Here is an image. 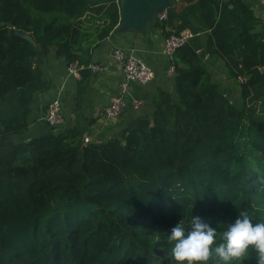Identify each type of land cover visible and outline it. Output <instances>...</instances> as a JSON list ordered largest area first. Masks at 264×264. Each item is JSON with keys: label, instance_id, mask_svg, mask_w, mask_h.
Listing matches in <instances>:
<instances>
[{"label": "trees", "instance_id": "trees-1", "mask_svg": "<svg viewBox=\"0 0 264 264\" xmlns=\"http://www.w3.org/2000/svg\"><path fill=\"white\" fill-rule=\"evenodd\" d=\"M120 2L0 0V264H178L168 236L182 219L187 233L199 216L218 243L239 211L264 222V19L250 0H180L157 17L151 29L166 37L193 36L167 59L172 88L154 81L140 111L117 117V131L42 118L48 131L15 138L52 85L40 57L78 60L82 95L91 49L116 35ZM215 61L245 78L239 99L214 78ZM256 258L250 249L243 264Z\"/></svg>", "mask_w": 264, "mask_h": 264}, {"label": "crops", "instance_id": "crops-1", "mask_svg": "<svg viewBox=\"0 0 264 264\" xmlns=\"http://www.w3.org/2000/svg\"><path fill=\"white\" fill-rule=\"evenodd\" d=\"M250 3L255 13L264 19V0H250ZM165 38L161 29H151V25L145 36L135 31L109 36L100 47L91 49L93 63L102 65L103 70L93 71L94 75L85 92L80 96H78V78L68 73L67 64L57 57L54 51L43 54L40 57L41 66L45 75L52 81V85L40 94L39 104L33 108L30 115L29 128L23 134L16 135L15 138L17 140L30 138L49 130L42 118L48 103L57 95H60L62 99L66 120H69L71 116L76 117L80 113L84 118H89L92 134L98 135L106 130L108 118L104 116L103 110L110 98L118 92L123 74L121 65L113 57V50L117 47L130 50L156 70L157 75L150 82L145 84L133 82L129 85L128 89L131 95L145 99L149 98L154 81L161 79L162 84L165 83L167 66V58L163 51ZM74 98H78V101L75 102ZM128 107H132L130 96L128 97Z\"/></svg>", "mask_w": 264, "mask_h": 264}, {"label": "clouds", "instance_id": "clouds-1", "mask_svg": "<svg viewBox=\"0 0 264 264\" xmlns=\"http://www.w3.org/2000/svg\"><path fill=\"white\" fill-rule=\"evenodd\" d=\"M260 191H264V179L260 180ZM218 231L199 216H192L190 230L185 231L183 219L179 221L168 236L175 242L171 250L172 258L178 264H207L213 257L217 264H243L249 250L257 253L256 264H264V222L253 224L244 211L234 223L228 224L217 242Z\"/></svg>", "mask_w": 264, "mask_h": 264}, {"label": "built area", "instance_id": "built-area-1", "mask_svg": "<svg viewBox=\"0 0 264 264\" xmlns=\"http://www.w3.org/2000/svg\"><path fill=\"white\" fill-rule=\"evenodd\" d=\"M180 0H175L179 2ZM168 16L167 9L158 14L159 19H166ZM193 34L190 30H183L181 33H172L165 38L163 44V51L167 59L171 60L174 51L184 45ZM114 59L121 65L123 74L119 83V90L114 94L108 104L104 107L103 114L108 119L119 117L125 109L128 107V97H131V104L134 108H140L144 105L145 100L139 96H133L130 94L129 85L133 82L148 83L156 77V70L147 64L143 59L136 56L130 50L123 47H117L113 50ZM93 71L103 70V66L98 63H91L89 66ZM83 65L78 60H74L67 66L68 73L76 78H80L81 69ZM264 70V66L262 67ZM168 76H172L175 73V65L173 62H169L166 66ZM242 81L245 78L239 77ZM227 96V93H224ZM50 125L53 127H60L66 121V116L63 111V103L60 95L55 96L48 104V108L45 116H43ZM85 142L90 141V135L87 134L84 137Z\"/></svg>", "mask_w": 264, "mask_h": 264}, {"label": "water", "instance_id": "water-1", "mask_svg": "<svg viewBox=\"0 0 264 264\" xmlns=\"http://www.w3.org/2000/svg\"><path fill=\"white\" fill-rule=\"evenodd\" d=\"M175 5V0H121V19L115 29V33L135 31L147 35L150 25L154 24L160 12ZM5 21L0 13V25ZM260 29V26L257 28ZM11 31L18 36L28 39L32 46L37 42L30 32L11 27Z\"/></svg>", "mask_w": 264, "mask_h": 264}, {"label": "rangeland", "instance_id": "rangeland-1", "mask_svg": "<svg viewBox=\"0 0 264 264\" xmlns=\"http://www.w3.org/2000/svg\"><path fill=\"white\" fill-rule=\"evenodd\" d=\"M212 73L214 75V78L217 79L220 83L224 84L223 87L228 89L226 91H228V93L230 94V96L233 99H239L240 98V94H241V87H240V82L241 80H236L233 77H230L227 72L225 71V67L223 65L222 62L216 63V61L214 62V64L212 65ZM166 77V76H165ZM167 85L172 88V81L170 78H167ZM239 79V78H238ZM74 101H78V98H74ZM142 107L137 108L135 110V112H138L141 110ZM70 109H68L69 111ZM69 113H71L69 111ZM72 114V113H71ZM80 116V117H79ZM68 118V116H67ZM120 119V118H119ZM118 118L116 119H108V122L106 124L107 128L106 130H104L103 132H100L98 135H109L110 133H113L114 131H117L119 129V126H116V122L119 120ZM69 120L71 121H79L82 124H86V122L89 121V118H84L82 115H77L76 117H70ZM94 135H92L90 133V141L93 139Z\"/></svg>", "mask_w": 264, "mask_h": 264}]
</instances>
